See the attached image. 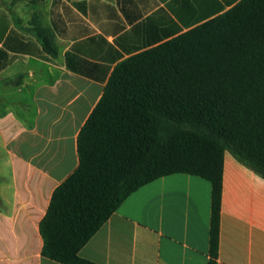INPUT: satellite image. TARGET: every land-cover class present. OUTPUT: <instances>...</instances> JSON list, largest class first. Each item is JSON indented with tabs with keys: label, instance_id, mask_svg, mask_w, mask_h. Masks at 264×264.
I'll use <instances>...</instances> for the list:
<instances>
[{
	"label": "crops",
	"instance_id": "0c3cea01",
	"mask_svg": "<svg viewBox=\"0 0 264 264\" xmlns=\"http://www.w3.org/2000/svg\"><path fill=\"white\" fill-rule=\"evenodd\" d=\"M241 0H0V264L42 255L39 223L78 166L77 136L114 67ZM54 36L56 55L35 25ZM211 183L131 193L80 249L98 264H208ZM217 264H264V179L224 153Z\"/></svg>",
	"mask_w": 264,
	"mask_h": 264
},
{
	"label": "trees",
	"instance_id": "16d2710c",
	"mask_svg": "<svg viewBox=\"0 0 264 264\" xmlns=\"http://www.w3.org/2000/svg\"><path fill=\"white\" fill-rule=\"evenodd\" d=\"M35 29L56 55L52 32ZM226 151L264 179V0H241L114 67L78 133V166L39 223L42 255L98 264L78 253L125 199L186 173L211 183L208 264H217Z\"/></svg>",
	"mask_w": 264,
	"mask_h": 264
}]
</instances>
